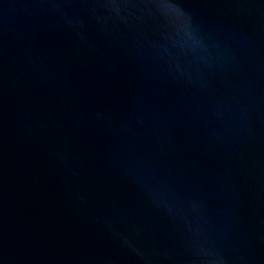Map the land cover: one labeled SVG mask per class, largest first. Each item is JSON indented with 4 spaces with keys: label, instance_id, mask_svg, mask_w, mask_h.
Masks as SVG:
<instances>
[{
    "label": "water",
    "instance_id": "water-1",
    "mask_svg": "<svg viewBox=\"0 0 264 264\" xmlns=\"http://www.w3.org/2000/svg\"><path fill=\"white\" fill-rule=\"evenodd\" d=\"M0 264H264V0H0Z\"/></svg>",
    "mask_w": 264,
    "mask_h": 264
}]
</instances>
